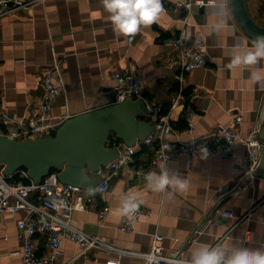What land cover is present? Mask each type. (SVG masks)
Instances as JSON below:
<instances>
[{
	"label": "crops",
	"instance_id": "0c3cea01",
	"mask_svg": "<svg viewBox=\"0 0 264 264\" xmlns=\"http://www.w3.org/2000/svg\"><path fill=\"white\" fill-rule=\"evenodd\" d=\"M167 1L171 7L168 11L161 9L154 21L141 24L131 34L113 27L103 0H45L1 16L0 126L4 133L27 125L37 113L44 92L42 72L52 64L56 65L55 82L61 87L51 110L57 118L65 120L114 103L117 81L113 73L121 70L139 74L145 99L162 103L170 111L176 133L168 143L207 134L220 122H234L239 113L243 115L239 125L243 135H256L258 127L256 137L262 140L264 79L254 80L251 73L264 74V58L254 65L229 66L233 51L239 50L236 46H247L257 38L241 28L230 0L228 23L219 30L209 27L215 19L216 0ZM179 1H192L193 5L179 6ZM247 3L253 17L261 22L264 0ZM183 25L187 27L188 43L202 35L209 53L205 66L188 71L179 81L178 68L172 63L177 51L171 37ZM195 90L200 93L193 99L197 114L190 131L185 113L187 100ZM180 93L183 103L171 107ZM146 118L155 121L149 115ZM157 145V141L142 144L132 165L108 172L107 189L76 191L75 225L136 251H148L154 234L161 233L164 253L171 258L168 264H180L195 247L217 243L264 248V175L248 169L244 144H239L232 158L202 150L192 159L174 154L167 163L153 161ZM162 169L183 176L188 187L178 190L169 184L163 190L151 188L147 173ZM86 170L91 176L98 174L88 167ZM242 178L245 180L238 184ZM228 186L238 188L223 194ZM129 196L154 209V213L137 219L135 230L123 231L118 225ZM226 209L234 210L235 216L226 215ZM101 210H106L104 217ZM249 210V216L239 220ZM22 214L0 215V264H29L19 252L23 241L18 238L17 220ZM35 241L39 250H47L44 234H37ZM61 251L56 264H144L142 257L97 248L84 250L70 239L63 241Z\"/></svg>",
	"mask_w": 264,
	"mask_h": 264
},
{
	"label": "built area",
	"instance_id": "2783aa9c",
	"mask_svg": "<svg viewBox=\"0 0 264 264\" xmlns=\"http://www.w3.org/2000/svg\"><path fill=\"white\" fill-rule=\"evenodd\" d=\"M45 0H0V17L19 9L31 7ZM199 3H214L215 0H196ZM162 9L168 11L171 7L167 0H161ZM179 6L190 8L192 1H179ZM131 36L129 40H132ZM188 31L186 25L172 37V43L176 49V55L172 63L178 68L177 78L183 81L188 71L205 66L208 63L209 45L207 39L199 35L188 43ZM56 65H46L42 72L43 95L40 99L37 113L30 119L29 123L23 127L7 134L18 138L37 137L45 134H53L64 121L51 113L53 103L60 93L61 87L55 82ZM116 85V101L126 98L145 99V89L142 78L139 74L116 70L113 73ZM200 92L194 91L192 97L187 100L186 121L187 129L192 131L195 126V116L197 110L193 105V99ZM147 113L155 119V129L144 139H139L135 145L125 143L119 139L113 144L119 148L118 155L107 165L101 166L98 174L103 176V181L97 184L92 190L101 191L107 189L109 180L106 177L108 172L117 171L123 166L132 165L136 160V155L142 144H150L157 141V148L154 152V162L164 161L167 163L174 154H184L192 159L202 150L208 151L212 155L224 157H235L239 144H244L248 150L249 165L252 171L259 160V147L262 140L256 137L259 128L255 133L243 135L239 128L243 120L242 113L235 116L234 122H220L215 129L207 134L195 136L190 140H177L168 143L167 140L176 133L171 114L162 103L146 100ZM183 103V94H179L171 107ZM2 116H5L4 114ZM0 133H4L0 126ZM5 164L0 161V215L5 212L22 211L17 223L20 228L18 238L23 241V248L19 251L24 260L29 264H56V260L61 254V246L65 239L73 240L86 250L89 248L105 249L117 253H127L142 257L144 264H168L170 256L164 253L162 240L164 235L155 233L151 248L148 251H136L118 246L99 234L90 233L75 225L73 222V210L75 203L73 194L82 188L77 185L63 182L59 178L57 170H51L41 182L34 181L27 168H20L12 173H5ZM28 177L30 182L23 178ZM226 215L235 216L232 209H226ZM154 213V209L141 204L130 212L122 213L119 229L132 231L136 229V221L142 216H149ZM106 210H101L100 215L104 217ZM250 210L246 214L239 216V220L249 216ZM249 233V230H248ZM247 233V234H248ZM37 234L46 236L47 250H39L35 241Z\"/></svg>",
	"mask_w": 264,
	"mask_h": 264
},
{
	"label": "water",
	"instance_id": "95a60500",
	"mask_svg": "<svg viewBox=\"0 0 264 264\" xmlns=\"http://www.w3.org/2000/svg\"><path fill=\"white\" fill-rule=\"evenodd\" d=\"M230 3L237 22L247 34L254 38L264 36V24L253 17L247 0H230ZM146 113L143 98H126L68 117L55 134L18 138L0 133V161L5 164V173L24 167L34 181L41 182L54 169L63 182L92 189L104 178L99 174L91 176L86 168L97 173L118 155V146L110 144L113 135L135 145L151 134L155 121L147 119ZM260 136V158L252 173L264 175V124ZM244 180L240 179L238 184ZM237 188L228 186L223 194Z\"/></svg>",
	"mask_w": 264,
	"mask_h": 264
},
{
	"label": "clouds",
	"instance_id": "9594fccd",
	"mask_svg": "<svg viewBox=\"0 0 264 264\" xmlns=\"http://www.w3.org/2000/svg\"><path fill=\"white\" fill-rule=\"evenodd\" d=\"M104 8L111 13L113 27L122 33H135L141 24L154 21L161 9V0H103ZM230 9L228 0H216L210 22L211 30H219L228 23ZM229 66L254 65L264 58V36L258 37L247 46L237 45ZM254 80L264 79V74L257 71L251 73ZM147 182L154 190H163L172 184L178 190L188 187L187 180L178 174L169 173L162 169L159 173L149 172ZM138 206L134 196H129L123 204V211L130 212ZM180 264H264V248L252 247L244 243H233L195 247L187 258L181 259Z\"/></svg>",
	"mask_w": 264,
	"mask_h": 264
},
{
	"label": "trees",
	"instance_id": "16d2710c",
	"mask_svg": "<svg viewBox=\"0 0 264 264\" xmlns=\"http://www.w3.org/2000/svg\"><path fill=\"white\" fill-rule=\"evenodd\" d=\"M257 20V19H256ZM258 21V20H257ZM259 22V21H258ZM260 23H262V24H264V20H261V22ZM56 132L54 131L53 132V134H55ZM115 141H117V139L114 137V135L111 137V139H110V144L111 145H113V143L115 142ZM23 180L24 181H26V182H30V179L28 178V177H25V178H23Z\"/></svg>",
	"mask_w": 264,
	"mask_h": 264
},
{
	"label": "rangeland",
	"instance_id": "374dc122",
	"mask_svg": "<svg viewBox=\"0 0 264 264\" xmlns=\"http://www.w3.org/2000/svg\"><path fill=\"white\" fill-rule=\"evenodd\" d=\"M262 20H264V16L262 17Z\"/></svg>",
	"mask_w": 264,
	"mask_h": 264
}]
</instances>
